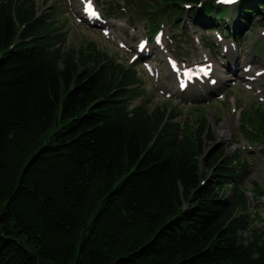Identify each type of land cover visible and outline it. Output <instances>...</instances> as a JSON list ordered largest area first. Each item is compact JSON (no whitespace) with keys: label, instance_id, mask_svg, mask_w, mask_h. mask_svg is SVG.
<instances>
[{"label":"trees","instance_id":"trees-1","mask_svg":"<svg viewBox=\"0 0 264 264\" xmlns=\"http://www.w3.org/2000/svg\"><path fill=\"white\" fill-rule=\"evenodd\" d=\"M183 4L227 12L150 8L177 27ZM236 5L264 25V0ZM58 23L33 0H0V264H264L262 233H243L248 171L209 147L206 117L134 104L136 68L90 40L67 45ZM241 114L264 146V113Z\"/></svg>","mask_w":264,"mask_h":264},{"label":"rangeland","instance_id":"rangeland-1","mask_svg":"<svg viewBox=\"0 0 264 264\" xmlns=\"http://www.w3.org/2000/svg\"><path fill=\"white\" fill-rule=\"evenodd\" d=\"M33 1L38 15L50 12L58 19L67 45L77 50L90 40L115 61L136 68L143 96L134 104L142 102L150 109L164 104L175 107L180 112L176 120L185 123L206 117V134L212 136L207 140L209 147H225L226 155L236 156L248 171L240 185L247 196L243 212L249 222L243 233L248 237L261 232L264 238V146L250 139L239 118L244 111L264 113V25L239 17L237 5L226 8V14L232 15L230 21L218 22L211 15L197 18L198 5H182L180 23L175 27L176 15L171 11L151 10L156 0H93L100 15L98 24L81 19L82 4L76 0ZM232 23L239 26L231 30ZM158 35L162 38L159 44L154 42ZM140 41L147 42L145 48L150 52L136 57ZM167 57L176 58L179 65L209 64L216 74L215 82L192 85L180 92L175 75L168 69ZM227 62L238 63L240 68L228 70ZM244 63L247 72L242 76ZM147 64L152 71L147 70ZM249 128L253 130L251 125Z\"/></svg>","mask_w":264,"mask_h":264},{"label":"bare ground","instance_id":"bare-ground-1","mask_svg":"<svg viewBox=\"0 0 264 264\" xmlns=\"http://www.w3.org/2000/svg\"><path fill=\"white\" fill-rule=\"evenodd\" d=\"M86 1V0H85ZM76 2H79L78 0H76ZM211 17H213V19H214V21L215 22H218V21H223V20H228L230 17H231V15H225V16H223L221 19H219V18H217L216 16H211ZM210 18V17H209ZM211 19V18H210ZM98 21H96V23H97ZM219 23H221V22H219ZM218 24V23H217ZM238 24V23H237ZM236 23L234 24V27H238L239 25H237ZM226 44V43H225ZM224 44V45H225ZM146 52H150L148 49H146L145 50ZM226 51H227V49H226ZM142 54V53H141ZM141 54H139L140 56H141ZM223 65H224V63H223ZM246 64L244 63L243 64V66H245ZM225 66H226V69H228V70H235V69H238V68H240V66L238 65V63H234V64H232V63H230V62H227V64H225ZM242 66V67H243ZM213 69H215V68H213ZM245 69V68H244ZM246 72H247V70L245 69V71H242V72H240V75H242V76H244V75H246ZM239 74V73H238ZM213 75H216L214 72H213ZM248 76V75H247ZM192 85H196V83H191L190 84V86H192ZM165 87H169L167 84L166 85H164ZM189 86V87H190ZM180 91V90H179ZM180 92H182V91H180ZM224 135V134H223Z\"/></svg>","mask_w":264,"mask_h":264},{"label":"snow or ice","instance_id":"snow-or-ice-1","mask_svg":"<svg viewBox=\"0 0 264 264\" xmlns=\"http://www.w3.org/2000/svg\"><path fill=\"white\" fill-rule=\"evenodd\" d=\"M218 3H224V4H234L237 2V0H217ZM89 13H90V17L91 18H99V14L91 9V4H89V9H88ZM143 43L141 44V48H143ZM210 69V66H209ZM183 87V85H182Z\"/></svg>","mask_w":264,"mask_h":264}]
</instances>
